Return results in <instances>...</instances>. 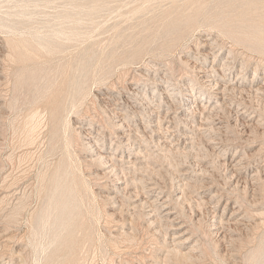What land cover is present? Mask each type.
Masks as SVG:
<instances>
[{"label":"rangeland","instance_id":"374dc122","mask_svg":"<svg viewBox=\"0 0 264 264\" xmlns=\"http://www.w3.org/2000/svg\"><path fill=\"white\" fill-rule=\"evenodd\" d=\"M256 27L264 0H0V264H264V45L246 36ZM20 39L31 44L11 43ZM213 80L245 91L208 102ZM55 95L65 102L58 138ZM123 115L146 178L191 235L192 259L176 256L178 234L148 205L105 197L115 180L147 194L132 178L143 170L118 158L107 176L90 156L100 145L131 151L111 122ZM56 175L75 184L72 253L53 251Z\"/></svg>","mask_w":264,"mask_h":264},{"label":"bare ground","instance_id":"6f19581e","mask_svg":"<svg viewBox=\"0 0 264 264\" xmlns=\"http://www.w3.org/2000/svg\"><path fill=\"white\" fill-rule=\"evenodd\" d=\"M173 34L172 30H170L169 32H167V34ZM246 36H252L255 37L258 40V43L260 45H264V31L258 27H256L252 32H248L246 33ZM2 37V36H1ZM14 42V45L17 48L23 49L25 46H29L31 44V41L29 39H20L18 41L16 40H12L11 43ZM4 44V43H3ZM45 48H52V44L45 42V43H41ZM213 44V41H212ZM207 45V44H206ZM214 48V47H213ZM203 50V49H202ZM6 51V50H4ZM209 52V51H208ZM211 52V51H210ZM22 54H24V51L21 52ZM207 53V51H206ZM208 54V53H207ZM210 55V54H208ZM219 55V54H218ZM217 57V55H216ZM215 58V57H214ZM220 58V57H219ZM227 65V63H224ZM201 69V68H200ZM202 71V70H201ZM146 73V72H145ZM204 74V73H203ZM149 76V75H148ZM200 76V75H199ZM222 76V75H221ZM32 78V76H31ZM226 78V77H225ZM34 79V77L32 78ZM151 79H154V82H157V77L153 76L151 77ZM209 80V79H208ZM215 80V79H214ZM212 83H214L213 88H215V85L217 84V91H215L216 93L214 94L213 97H208L206 101L210 102L213 99H216L217 102H221V100L223 99V96L226 95L225 93H228V90H240V91H245L244 90V86L245 84L243 83H239V82H235L233 84L232 83H227L224 85L222 81H214ZM33 81V80H32ZM227 81V80H226ZM222 82V84H221ZM257 82V81H256ZM161 85V84H160ZM252 86V85H251ZM211 87V86H210ZM253 87V86H252ZM254 89V88H252ZM258 89V88H257ZM214 90V89H213ZM227 90V91H226ZM62 92H65V90H61L60 89V94ZM212 91V90H211ZM260 91V90H259ZM193 93V92H192ZM246 93V92H245ZM111 94V93H110ZM137 94H139L137 92ZM192 95V94H191ZM225 97V96H224ZM187 100H189L190 98H186ZM214 103V101H213ZM188 104V103H187ZM218 104V103H217ZM191 107V106H190ZM207 105H204V108H207ZM216 108V105L213 107V109ZM1 109V108H0ZM108 109V108H107ZM2 110V109H1ZM65 110V102L64 100L61 101V99H59L58 95H55V99L53 102V106H52V116H53V123H54V131H53V136H55L56 138H58L60 130H61V121L63 119V111ZM138 110V109H137ZM38 111V110H36ZM136 111V110H135ZM168 111V110H167ZM192 112L197 111L196 109H194L192 107L191 109ZM206 111V110H205ZM204 112V111H203ZM202 112V113H203ZM213 112V110H212ZM216 112V111H215ZM115 113V112H114ZM118 113V112H117ZM137 113V112H136ZM199 113V112H198ZM37 114V113H36ZM35 114V115H36ZM39 114V113H38ZM116 114V113H115ZM122 114V113H121ZM167 114V113H166ZM201 114V113H200ZM216 114V113H215ZM204 115V114H202ZM201 115V116H202ZM112 116V115H111ZM114 116V115H113ZM166 116V115H165ZM207 116V115H206ZM35 117V116H33ZM32 117V120H33ZM171 117V116H170ZM205 117V116H204ZM120 119L117 120H112V125H114L115 133L118 136V142H119V146L118 147H123V148H127L129 149L130 152L126 153L125 149L121 150H116L115 152H111L110 150H108L107 148L104 147V145H100V147H96L94 150L91 148L95 146L94 144V140L93 139H84L82 140L84 146L91 150L89 152L91 153V159L92 161H96L99 162L100 166L99 168L103 170V173L106 174L107 176L110 175H115L116 170H118V166H119V162L117 161L118 158L119 160L125 161L126 163H130V166H128L126 169H131L133 168V170H143V171H139V174H135L133 178V181L135 180H140V181H144L145 182V186L147 187V194L141 195L139 193H134L136 191H133L132 189H134V187L132 185H130L127 182L125 183V186L119 184L121 181L119 180H115V188H111L106 190V194L105 197L107 199L110 200V202H118L117 198H119V196L117 194L119 193H126L128 192V195L130 196H135L134 199H132V203H134L136 206L137 205H141L139 207H142L143 205H148V207L150 208L148 213V216L153 219L156 220V218H164L166 219L169 224H170V229L174 231V234H178V236H176V239H173L175 241L176 244V248H173V251L175 252L176 256L178 258H181L183 260H189L195 257L194 254V250L190 247H188V243L190 241V236L188 235V230L185 229L186 225L182 222V221H178L179 216L175 210H174V206H172L171 200H173L170 195H168V193L164 192V191H157V187L155 186V184L153 182L148 181V179L146 178V174L145 171L147 169V165L144 162H138V157L136 152L134 153L135 150V144L137 141L133 140V138L135 137L134 129L136 128H132L131 125H129L126 121V117L123 115V117H119ZM79 118L76 119L75 123H76V127L74 128L75 132L78 133V135H82L85 131L83 125H80L78 123ZM197 119V118H196ZM31 120V119H30ZM35 120V119H34ZM161 121V120H160ZM171 121V120H170ZM130 122V121H129ZM31 123V122H30ZM37 123V122H36ZM35 123V124H36ZM176 123V122H175ZM174 124V123H173ZM136 125H138L136 123ZM170 125V124H169ZM27 127V126H26ZM156 127V126H155ZM162 127V126H161ZM175 127V126H174ZM190 127V126H189ZM33 128V126H32ZM35 128V127H34ZM160 128V127H159ZM176 128V127H175ZM215 128V127H214ZM218 128V127H217ZM162 129V128H161ZM160 129V130H161ZM172 129V128H171ZM133 130V132H132ZM33 131V130H32ZM154 132L159 133V130L157 129H153ZM31 133V132H30ZM88 133V131H87ZM100 133V132H99ZM90 134V133H89ZM138 134V133H137ZM160 134V133H159ZM185 135H187V137H189L188 132L184 133ZM101 135V134H100ZM104 135V134H103ZM152 135V134H151ZM161 135V134H160ZM172 136V135H171ZM83 137V135H82ZM85 137V136H84ZM87 137V135H86ZM192 137V136H191ZM190 137V138H191ZM173 138V137H172ZM116 139V138H115ZM114 139V140H115ZM137 139V138H136ZM181 139V138H180ZM187 139V138H186ZM138 140V139H137ZM160 142V141H159ZM96 143V142H95ZM98 144V143H97ZM100 144V143H99ZM139 144V143H138ZM97 146V145H96ZM160 146V145H159ZM180 148V147H179ZM112 149V148H111ZM118 149V148H117ZM168 149V148H167ZM139 151V150H137ZM177 151V150H176ZM163 152V151H162ZM175 152V151H174ZM180 152V151H179ZM182 152V151H181ZM132 153H134V157H132ZM177 153V152H176ZM144 155V154H142ZM239 155V154H238ZM126 157V158H125ZM165 157V156H164ZM145 158V157H144ZM126 159V160H125ZM150 161V160H149ZM177 162V161H176ZM240 162V161H239ZM148 163V162H147ZM182 163V162H181ZM186 163V162H183ZM142 166H139L141 165ZM151 164V163H150ZM145 165V166H143ZM149 165V164H148ZM158 165V164H157ZM184 165V164H183ZM150 166V165H149ZM203 166V165H202ZM228 166V165H227ZM236 166V165H235ZM121 169H125V167L120 166ZM94 170V169H93ZM184 170H187V168H185ZM203 170V169H202ZM123 171V170H121ZM182 171V170H181ZM127 172V170H126ZM184 172V171H183ZM98 173V172H97ZM68 174V173H66ZM184 174H186V172H184ZM247 175V174H246ZM237 176V175H236ZM63 176L61 175H56V179L54 180L53 186L51 188V199L54 200V207H53V219L54 222L52 223V231L55 235H57V239L59 240V242L56 244L55 248L53 249V251L56 249L58 251L62 250L64 247H67L68 249H70L71 253L73 252V247H75L77 245V239L75 238L76 233L79 231V229L81 228V225H77L74 221V218L72 217V214L74 213L76 206L73 204V193L75 194V189H74V180H72L68 187L63 186V184H61V180ZM239 178V177H238ZM152 181V180H151ZM136 182V181H135ZM186 182V181H185ZM236 183V182H235ZM142 184V183H141ZM187 184V183H186ZM192 185V183H191ZM146 187H144L146 189ZM186 187V186H185ZM136 190V189H135ZM101 192V191H100ZM65 194V200L63 202H61V195ZM120 195V194H119ZM131 197V198H132ZM175 197L177 199H180L181 195H179V192L175 193ZM122 197H120L121 199ZM130 198V199H131ZM120 204V202H119ZM133 206V205H131ZM135 210V209H134ZM59 212V213H58ZM135 212V211H134ZM236 212V211H235ZM113 213V212H112ZM121 217V216H120ZM131 219V218H130ZM163 219V220H164ZM183 220V219H182ZM228 220V219H226ZM67 221H70L67 223ZM166 221V222H167ZM156 222V221H155ZM131 227V226H130ZM124 231V230H123ZM64 232V233H63ZM119 234V233H118ZM136 234V233H135ZM192 238V237H191ZM166 239V238H165ZM177 240V241H176ZM172 243V242H171ZM174 243V242H173ZM136 244V243H135ZM172 246V245H171ZM175 246V245H174ZM195 249V247H194ZM198 249V248H197ZM183 250V251H182ZM202 250V249H201ZM172 251V252H173ZM232 252V251H231ZM18 253V252H17ZM167 254V253H166ZM201 254V253H200ZM180 256V257H179ZM55 257H58L57 255H55ZM173 257V256H172ZM264 257V247L261 248L257 255H256V260L262 259ZM175 259V258H174ZM180 259V260H181ZM173 260V259H172ZM179 259H177L178 261ZM182 261V260H181ZM183 262V261H182ZM164 263V262H163ZM173 263V262H172ZM261 264V263H260Z\"/></svg>","mask_w":264,"mask_h":264}]
</instances>
